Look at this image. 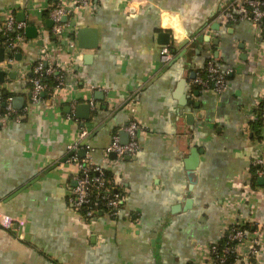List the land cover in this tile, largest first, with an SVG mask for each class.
<instances>
[{
	"label": "crops",
	"instance_id": "crops-1",
	"mask_svg": "<svg viewBox=\"0 0 264 264\" xmlns=\"http://www.w3.org/2000/svg\"><path fill=\"white\" fill-rule=\"evenodd\" d=\"M73 1L0 0V18L22 22L11 60L3 49L0 60V92L13 109L0 117V264H213L208 244L233 223L258 244L236 264H264V178L253 168L257 157L264 163L255 112L264 29L221 22L229 0H93L54 34L49 9ZM78 27L94 28L93 46L77 45ZM165 44L171 58L162 62ZM210 57L227 70L220 91L190 83ZM38 59L64 84L32 101ZM130 121L138 150L105 152L114 134L126 141ZM72 154L123 188L116 215L84 220L68 205Z\"/></svg>",
	"mask_w": 264,
	"mask_h": 264
},
{
	"label": "built area",
	"instance_id": "built-area-1",
	"mask_svg": "<svg viewBox=\"0 0 264 264\" xmlns=\"http://www.w3.org/2000/svg\"><path fill=\"white\" fill-rule=\"evenodd\" d=\"M93 0H74L72 7H67L61 3L54 4L48 11L51 20V31L54 34H61L67 24L63 16L68 15L74 7L79 5H89ZM220 21H236L240 19H249L259 29H264V0H229L220 12ZM22 22L17 21L12 15L3 19L0 18V43L4 51L3 59L10 61L12 53L15 51V42L19 39ZM69 45L71 43L69 42ZM160 60L166 62L171 58L169 47L161 45ZM55 68L52 65H46L41 59H38L32 66V75L29 78L30 91L29 97L32 101L40 98V93L45 91L47 85L42 81L45 75L53 74ZM60 71V70H59ZM227 70L220 68L213 58H207L204 61L202 69L195 72L190 79V83L202 88H211L220 91L225 85V74ZM55 80L54 87H60L64 84L62 72H57L53 76ZM10 97L3 101L0 98V117L10 113L13 109L9 102ZM258 117L260 126L264 128V102L259 106ZM136 122L130 121L125 126L127 139L121 142L118 136L114 134L110 142L105 146V152H113L115 157L121 158L124 155H132L138 150V144L135 136ZM83 133V131H82ZM75 149V146H72ZM76 166V172L71 176L72 184L69 186L66 202L75 209L84 220L95 216L97 212H104L110 216L116 215L123 196V188H118L103 173L104 167L99 164L91 163L87 157H79L72 154L69 158ZM256 165V174L264 178V163L262 158L257 157L253 160ZM101 204V207L99 206ZM80 208H83L82 210ZM248 230L239 224H229L224 232V242L219 249L212 242L208 244V253L210 261H223L227 254H233L232 264L242 259V256H254L258 250V244L255 238L248 235ZM248 243V244H247Z\"/></svg>",
	"mask_w": 264,
	"mask_h": 264
},
{
	"label": "water",
	"instance_id": "water-1",
	"mask_svg": "<svg viewBox=\"0 0 264 264\" xmlns=\"http://www.w3.org/2000/svg\"><path fill=\"white\" fill-rule=\"evenodd\" d=\"M64 17V16H63ZM94 28H90V27H78L76 28V30L74 31V35L76 37V43L78 46L80 47H84V46H93L95 44V37H94ZM158 40L162 43H167L168 41V33L166 31L164 32H160L158 34ZM182 41L181 44H183ZM2 59V47L0 46V60ZM1 74V71H0ZM42 93V92H41ZM16 98L13 97L12 101L15 100ZM19 104H17L16 106H18ZM85 106H87V104L84 103ZM81 152V151H80ZM197 155H198V150L194 147L190 148V154L188 156V159L186 160V166L188 168V176L191 182H193L194 179V165L197 161Z\"/></svg>",
	"mask_w": 264,
	"mask_h": 264
},
{
	"label": "trees",
	"instance_id": "trees-1",
	"mask_svg": "<svg viewBox=\"0 0 264 264\" xmlns=\"http://www.w3.org/2000/svg\"><path fill=\"white\" fill-rule=\"evenodd\" d=\"M42 81H44L46 83V85H47V88H46L45 91H50L54 87V85H55V80H54L52 74L43 76L42 77ZM29 85H31L30 82H29ZM5 97H6V92L1 91L0 92V98H1V100L3 101L5 99ZM262 102H264V100L259 101L257 103L256 108H255V112H256V116H257L256 117V121H257L258 124H260V120H259V117H258V110H259V106H260V104ZM255 167L256 166H254L253 168L255 169ZM103 173L107 177L110 176L109 175V171L106 170L105 168L103 169ZM99 206L101 207V204ZM80 209L82 210L83 208H80ZM224 239H225L224 236L221 235L216 241L213 242L215 244V246H216L217 249H219L221 247V245L224 242ZM233 259H234V255L231 253V254H227L226 255V258L223 261H218V260H215L214 261L213 260V264H232Z\"/></svg>",
	"mask_w": 264,
	"mask_h": 264
}]
</instances>
